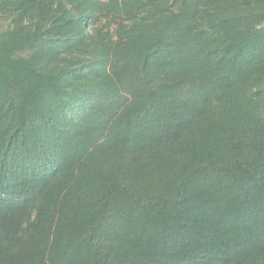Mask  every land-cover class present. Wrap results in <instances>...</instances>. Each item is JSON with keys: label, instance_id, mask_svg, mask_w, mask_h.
I'll use <instances>...</instances> for the list:
<instances>
[{"label": "trees", "instance_id": "1", "mask_svg": "<svg viewBox=\"0 0 264 264\" xmlns=\"http://www.w3.org/2000/svg\"><path fill=\"white\" fill-rule=\"evenodd\" d=\"M0 264H264V0H0Z\"/></svg>", "mask_w": 264, "mask_h": 264}]
</instances>
